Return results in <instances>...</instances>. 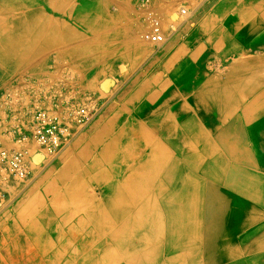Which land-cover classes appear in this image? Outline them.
<instances>
[{"label":"crops","instance_id":"crops-1","mask_svg":"<svg viewBox=\"0 0 264 264\" xmlns=\"http://www.w3.org/2000/svg\"><path fill=\"white\" fill-rule=\"evenodd\" d=\"M195 1L181 40L142 71L152 46L122 13L103 11L111 23L87 39L68 29L82 42L61 53L82 72L63 75L70 93L108 105L34 193L0 210V264H264V0ZM153 2L165 24L192 4ZM23 186L10 177L8 200Z\"/></svg>","mask_w":264,"mask_h":264},{"label":"rangeland","instance_id":"rangeland-1","mask_svg":"<svg viewBox=\"0 0 264 264\" xmlns=\"http://www.w3.org/2000/svg\"><path fill=\"white\" fill-rule=\"evenodd\" d=\"M30 1L35 2L29 4L27 0H8L6 1V5H4L7 7H0V23L5 25L3 27L5 28L4 30L0 29V43L1 41H9L8 39L10 37L12 39V44L10 46L3 47L0 45V131L2 133L5 129L9 137L7 138L9 140H7L0 136V141L6 148L13 146L23 147L26 150L27 167L26 176L20 177L11 172L7 163L0 157V210L34 193L41 184V176L44 175L47 169L55 166L63 155L52 158L35 139L33 134L34 119L32 115L36 109L62 108L67 113H70V122L72 126H76L72 121L73 111L81 107H86L89 113L92 114L91 120L82 127L74 138L73 143L65 151L66 153L70 150V147L78 141L83 133L89 129L90 125L99 119L102 114L101 112H103L108 105V103L95 96V93L82 97H79L76 93L71 94L70 88L66 85L63 75L69 76L70 73V79L75 81V79L77 80V77H80V74H82L80 66L73 64V59L70 58L69 64L68 60H63V54H61L64 51L66 52L68 45H70V49L72 48L71 46L76 47L78 44L80 46L82 45V42L76 39L77 36L87 39L90 37L88 36L89 34L99 33V31L104 33L103 27L111 22L106 20L102 13L103 11L113 14L122 13L127 23L132 24L131 31L137 35L140 41L152 46V53L145 59L142 65H140L139 71H142L146 68L148 62L157 57L159 53H162L164 49L181 40L182 34L184 33L180 31L182 29L185 31L200 12V4H197L195 0H190L192 4H178L176 9L177 12L179 8L185 7L191 13L190 15L180 18V20L182 19L181 25L173 33L169 32L170 39L161 47L143 38V14L142 9H140V14L137 10L136 0ZM202 1L204 3L207 0ZM33 10L40 11L37 17H35L38 20L37 28L31 27L19 31L15 29L14 26H11L12 19L18 15H21L19 16V18L22 17L21 19L26 18L27 16L25 15L31 13ZM97 13L98 15L100 14L98 19ZM87 14H90L92 17L96 16V19H89ZM175 18L176 16H174V14L171 15V17L169 16V24L175 20ZM28 21L29 19H27V22ZM31 21H33V19H31ZM41 21L43 22L42 27H40ZM82 21H85L86 24L82 23ZM163 24L165 29H167L169 24H165V22H163ZM72 26L76 29V37L68 30ZM90 41L92 42L90 50L93 51L92 54H94V49L96 50L94 58L98 60L100 58L98 50L103 48L102 43L99 39L94 38ZM69 65L70 68H68ZM116 69L117 67L115 64L106 65L108 74L114 75ZM73 83L77 85L76 82ZM93 83H95V81ZM103 85L108 88L114 87V79H106ZM121 89L122 85L120 84V86L116 88L115 93L112 94V98L113 95H117ZM76 90H78L77 87ZM11 123L18 124L21 131H15ZM16 134V140L13 141V138L10 136L14 137ZM35 166L39 167V171H37L34 176H31L32 168ZM10 177L19 180L24 186L13 199L8 200L6 183L9 181Z\"/></svg>","mask_w":264,"mask_h":264},{"label":"built area","instance_id":"built-area-1","mask_svg":"<svg viewBox=\"0 0 264 264\" xmlns=\"http://www.w3.org/2000/svg\"><path fill=\"white\" fill-rule=\"evenodd\" d=\"M136 1L137 7L142 9L143 14V38L155 43L157 46L165 45L170 39L169 32L173 33L181 25L182 19L180 20V18L191 13L185 7L179 8L178 16L165 29L163 24L164 14L159 8L152 5L154 0ZM32 116L34 119V137L52 158L59 156L74 140L82 127L92 118V114L89 113L86 107H81L72 112V121L76 126L71 125L70 113L62 108H38ZM0 157L7 163L11 172L20 177L26 176V150L23 147L6 148L0 141Z\"/></svg>","mask_w":264,"mask_h":264},{"label":"bare ground","instance_id":"bare-ground-1","mask_svg":"<svg viewBox=\"0 0 264 264\" xmlns=\"http://www.w3.org/2000/svg\"><path fill=\"white\" fill-rule=\"evenodd\" d=\"M6 1H8V0H0V7L1 6H4V5H6ZM155 1V0H154ZM35 1H30V0H27V3H34ZM7 4H8V2H7ZM19 4H22V3H19ZM100 5V4H99ZM153 5V4H152ZM4 7H7V6H4ZM59 7V6H58ZM86 7V6H85ZM66 8H67V6H66ZM100 8V7H99ZM63 9V8H62ZM138 11H139V13H140V9L138 8L137 9ZM40 11L39 10H33V11H31V13H28L27 15H25V16H27L26 18H23V19H21V18H19V16H21V15H18L17 17H15L14 19H12V21H11V26H14V28L15 29H17V30H19V31H22L23 29H27V28H37L38 27V25H37V22H38V20H37V18H35V17H37V15H38V13H39ZM50 12V11H49ZM66 12V11H65ZM29 14H31V15H29ZM24 16V17H25ZM33 19V21H31V19ZM27 19H29V21L27 22ZM46 22H48V21H46ZM77 22V21H76ZM101 22V21H100ZM82 23H84V24H86V22L85 21H82ZM40 24H41V26L40 27H42V25H43V22L41 21L40 22ZM103 24V23H102ZM106 24V23H105ZM5 25L4 24H1L0 23V29H5V28H3ZM47 26H49V25H47ZM9 41H1V43H0V45L1 46H5V47H7V46H10L11 44H12V39H11V37L8 39ZM247 94V93H246ZM172 145V144H171ZM176 149V148H175ZM183 155V154H182ZM195 161V160H194ZM222 162V161H221ZM222 164V163H221ZM220 164V165H221ZM226 165V164H225ZM185 168V167H184ZM222 169V168H221ZM212 173V172H211ZM263 174V173H262ZM264 175V174H263ZM225 176V175H224ZM186 183V182H185ZM178 184V183H177ZM188 184V183H187ZM261 187V186H260ZM191 188H193V187H191ZM184 189V188H183ZM190 189V188H189ZM187 191V190H186ZM256 191V190H255ZM185 192V191H184ZM166 193V192H165ZM188 193V192H187ZM254 193V192H253ZM205 194V193H204ZM183 195H181V197H182ZM187 196H188V194H187ZM113 197V196H112ZM248 197H249V195H248ZM162 199V198H161ZM183 199H184V197H183ZM191 199V198H190ZM201 199H202V197H201ZM185 201V200H184ZM162 202V201H161ZM189 202H190V200H189ZM192 202H193V200H192ZM165 203V202H164ZM199 203V202H198ZM203 203V202H202ZM169 204H172V203H169ZM164 205V204H163ZM174 204H172L171 206H173ZM195 207V206H194ZM239 207V206H238ZM167 208V207H166ZM168 208H171V207H168ZM175 208H176V206H175ZM202 208V207H201ZM172 209H174V207L172 208ZM176 212H178V211H176ZM181 212V211H180ZM198 213V212H197ZM135 214V213H134ZM168 214H169V212H168ZM174 214V213H173ZM197 215V214H196ZM133 216V215H132ZM178 216H180V215H178ZM169 217V216H168ZM172 219V218H171ZM170 219V220H171ZM174 219V218H173ZM188 219V218H187ZM199 219V218H198ZM169 220V219H168ZM175 220V222H176V219H174ZM193 220V219H192ZM196 221V220H195ZM178 222V221H177ZM168 223H169V221H168ZM174 223V222H173ZM191 223V222H190ZM186 224V223H185ZM143 226V225H142ZM145 226V225H144ZM171 226H172V228H173V224H171ZM147 227V226H146ZM91 229V228H90ZM145 229V228H144ZM263 230V229H262ZM91 231V230H90ZM184 232V231H183ZM171 233V232H170ZM181 233V232H180ZM179 233V234H180ZM264 233V232H263ZM174 234V233H173ZM178 234V235H179ZM98 235V234H97ZM177 235V234H176ZM249 235V234H248ZM251 235V234H250ZM30 236V235H29ZM90 238H91V236H90ZM170 238V237H169ZM178 238V237H177ZM184 238V237H183ZM185 239V238H184ZM106 240V239H105ZM169 240V239H168ZM175 240V239H174ZM90 241V240H89ZM93 241V240H92ZM155 241V240H154ZM171 241V240H170ZM122 243V242H121ZM116 245V244H115ZM118 245V244H117ZM183 245H184V243H183ZM181 247V246H180ZM173 248V247H172ZM171 248V249H172ZM120 249V248H119ZM175 249V248H174ZM97 252V251H96ZM171 252V251H170ZM175 254V253H174ZM181 254V253H180ZM62 255V254H61ZM168 255V254H167ZM263 255V254H262ZM169 256V255H168ZM180 256V255H179ZM171 257H173V256H171ZM262 257V256H261ZM168 258V257H167ZM170 259V258H169ZM177 260V259H176ZM180 260H182V259H180ZM262 260V259H261ZM182 263V262H181ZM71 264V263H70ZM156 264H157V262H156ZM173 264H174V261H173Z\"/></svg>","mask_w":264,"mask_h":264}]
</instances>
